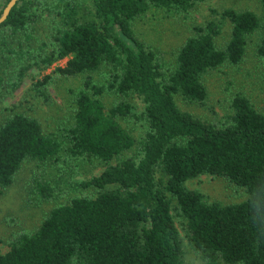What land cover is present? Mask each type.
I'll return each instance as SVG.
<instances>
[{
    "label": "trees",
    "instance_id": "obj_1",
    "mask_svg": "<svg viewBox=\"0 0 264 264\" xmlns=\"http://www.w3.org/2000/svg\"><path fill=\"white\" fill-rule=\"evenodd\" d=\"M204 1L93 0L96 18L86 20L78 16L73 0H19L13 6L0 23V48L4 57L10 52L28 62L17 65V84L35 55L47 66L67 58L56 69L62 75L88 74L76 92L74 120L61 135L46 131L29 113L10 109L5 115L0 122V195L27 161L66 149L73 158L108 163L136 143L123 121L143 120L147 131L140 155L108 164L82 181L83 188L97 193L53 207L35 231L14 235L8 251L0 247V264H186L177 221L206 264H264V111L236 93L230 111L209 121L183 110L176 100L204 103L203 76L224 63L239 64L256 31L261 32L257 53L264 58V0L262 16L228 7L220 17L193 25L172 63L134 30V23L152 9L186 14ZM43 13L54 20L51 50L34 54L22 43L13 46L10 39L34 35ZM226 22L230 38L219 46L216 39ZM49 78L36 83L40 93L45 94ZM107 94L114 95L110 106L103 99ZM137 97L144 102L142 110ZM202 174L244 187L247 198L207 200L186 185ZM51 189L37 186L44 198Z\"/></svg>",
    "mask_w": 264,
    "mask_h": 264
},
{
    "label": "rangeland",
    "instance_id": "obj_2",
    "mask_svg": "<svg viewBox=\"0 0 264 264\" xmlns=\"http://www.w3.org/2000/svg\"><path fill=\"white\" fill-rule=\"evenodd\" d=\"M6 1L0 0V10ZM73 1L77 5L78 16L81 19L96 18L93 0ZM228 7L237 10L251 9L260 16L263 13L260 0H205L186 14H170L163 9H152L134 23V30L147 47L153 48L162 59L172 63L178 48L192 33L193 25L204 24L211 18L220 17L219 13ZM53 24V16L43 13L34 25V35L31 38L25 39L21 35L10 41L15 47L22 43L25 48L32 49L34 54L39 50L49 52L52 48L50 41ZM230 31L231 25L226 22L222 34L216 39L219 46H223L229 40ZM260 34V31H256L249 37L245 55L239 64L224 63L203 76L208 91L204 103H188L176 97L179 106L203 119L215 121L230 111L233 96L236 93H243L264 111V58L257 53ZM1 50L2 48H0V122L10 109H16L37 117L48 132L59 135L65 133V127L73 122L76 113L74 100L76 92L82 88L88 73L62 75L56 69L58 66H64L67 58L58 59L47 66L35 55L30 60L31 67L17 84L18 76L15 74L17 65L28 62L20 61L10 52L5 53L9 56L6 58ZM100 71L94 73V76L98 77ZM45 75L50 78L44 86L45 94H42L36 89V83L44 79ZM103 99L106 105L110 106L114 102V95L107 94ZM135 99L142 110L144 108L142 98ZM123 124L135 136L136 143L131 150L108 163L96 159L73 158L64 149L58 156L35 159L22 165L13 182L0 195L2 252L10 249L9 243L14 235L35 231L53 207L68 203L79 194L97 193L98 190L94 188H83L82 181L100 174L108 164H115L127 156L137 157L141 154L147 125L143 120L136 119H128L123 121ZM39 183L52 188L49 198H44L38 192ZM186 185L201 191L207 200L221 203L240 202L248 196L244 187L225 177L212 174L191 178L186 181ZM177 224L185 249L186 264H206L186 237L178 221Z\"/></svg>",
    "mask_w": 264,
    "mask_h": 264
},
{
    "label": "water",
    "instance_id": "obj_3",
    "mask_svg": "<svg viewBox=\"0 0 264 264\" xmlns=\"http://www.w3.org/2000/svg\"><path fill=\"white\" fill-rule=\"evenodd\" d=\"M19 0H9L6 6L4 7L2 13L0 14V23L3 22L7 16L9 15L11 9L13 6L18 2Z\"/></svg>",
    "mask_w": 264,
    "mask_h": 264
}]
</instances>
